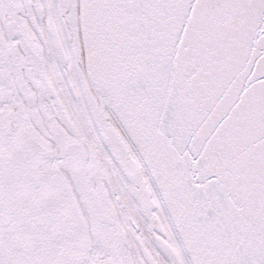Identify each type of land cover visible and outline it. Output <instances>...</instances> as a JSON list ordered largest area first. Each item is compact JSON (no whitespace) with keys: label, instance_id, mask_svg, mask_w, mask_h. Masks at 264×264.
I'll use <instances>...</instances> for the list:
<instances>
[{"label":"snow or ice","instance_id":"6c2138e0","mask_svg":"<svg viewBox=\"0 0 264 264\" xmlns=\"http://www.w3.org/2000/svg\"><path fill=\"white\" fill-rule=\"evenodd\" d=\"M0 264H264V0H0Z\"/></svg>","mask_w":264,"mask_h":264}]
</instances>
